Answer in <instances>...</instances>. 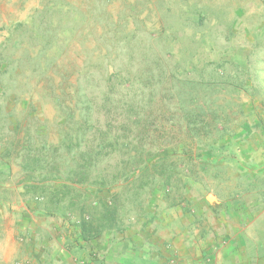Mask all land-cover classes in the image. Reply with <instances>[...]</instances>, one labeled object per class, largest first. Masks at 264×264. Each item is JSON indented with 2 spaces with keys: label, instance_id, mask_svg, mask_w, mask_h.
<instances>
[{
  "label": "rangeland",
  "instance_id": "rangeland-1",
  "mask_svg": "<svg viewBox=\"0 0 264 264\" xmlns=\"http://www.w3.org/2000/svg\"><path fill=\"white\" fill-rule=\"evenodd\" d=\"M107 87L125 103L152 108L156 142L148 145L154 152L164 146L191 148L193 125L200 128L195 145L215 139L225 146L212 147L216 166H198L195 180L202 185L183 179L167 194L150 190L151 183L114 190L116 225L125 230L86 248L103 259L120 235L153 243L150 217L169 214L175 225L183 222L179 209L194 216L191 237L179 243L220 242L234 225L210 215L208 204L237 198L248 205L264 193V129L255 128L259 120L264 124V0H0V134L4 123L17 121L30 134L57 143L64 122L67 131L76 127L66 123L73 109L80 118L92 114L87 116L94 119L84 89L91 88L92 103H99ZM207 99L212 110L219 107L216 126L210 116L205 120L212 126L206 129L200 120L184 119L195 101L207 104ZM7 161L0 158V193L7 190L0 199V264H76L82 252L65 241L58 219L34 211L29 196H21L18 161L14 158L9 170ZM181 162L177 159V166ZM180 199L181 207L165 213ZM59 256L67 259L62 263Z\"/></svg>",
  "mask_w": 264,
  "mask_h": 264
},
{
  "label": "trees",
  "instance_id": "trees-1",
  "mask_svg": "<svg viewBox=\"0 0 264 264\" xmlns=\"http://www.w3.org/2000/svg\"><path fill=\"white\" fill-rule=\"evenodd\" d=\"M62 24L59 21L57 28L63 30ZM101 78L104 80L103 75ZM90 89H84L83 98L89 99L86 103L89 112L92 104L95 107L94 119L88 117L92 114L80 118L73 109L66 123L72 122L76 127L67 131L64 122L57 143H51L47 137L41 139L36 132L30 134L28 128L17 121L4 123V131L0 134V158L8 159L6 168H11L10 162L14 158L18 161V183L23 189L21 196H29L26 201L33 202L34 211L58 219L60 223L57 224L65 241L74 243L77 249L85 252V244L92 240H102L106 234V237L122 234L125 230V227L116 225L118 193L114 190L125 184L140 183L144 187L151 183L150 190L164 189L167 194L172 189H178L183 179L188 184L202 185V181L195 180L198 179V166H216L214 150L225 146L215 139L205 144L199 141L195 145L200 128L193 125L188 134L191 148L187 144L178 148L164 146L154 152L148 145L156 142L151 130V127H155L154 119L149 116L151 107H141L132 100L125 103L116 91H112L113 95L107 92L108 87L102 100L92 103L91 99L94 98ZM212 104L209 99L207 104L195 101L184 119L200 120L201 128L206 129L212 126L205 120L210 116L216 126L215 114L219 107L212 110ZM7 117L10 118V114ZM257 124V128L264 126L261 120ZM193 147L200 149L192 151ZM207 153L211 154V158L205 156ZM213 158L215 161L211 160ZM174 159L182 161L184 165L177 166ZM109 160L115 162L111 164ZM2 185L0 182V187ZM6 194L7 190L2 189L0 199L6 198ZM227 200L232 203L242 201L237 198ZM99 212V217L94 218V214ZM71 218L76 221L71 222ZM92 219L101 222L93 226ZM149 220H153V217ZM95 260L93 262L98 264L99 259Z\"/></svg>",
  "mask_w": 264,
  "mask_h": 264
},
{
  "label": "crops",
  "instance_id": "crops-1",
  "mask_svg": "<svg viewBox=\"0 0 264 264\" xmlns=\"http://www.w3.org/2000/svg\"><path fill=\"white\" fill-rule=\"evenodd\" d=\"M262 128L264 129V126ZM193 188L199 195L202 194L203 190L200 186ZM250 200L252 202L248 205L247 200L238 203L225 200L216 205L208 202L210 215L216 218L223 216L225 225H228L229 221L234 225V228H227V233L221 235L222 239L218 243L208 242L205 247H193L189 242L179 243V239L184 241L191 237V227L194 222L190 209H179L182 212L180 214L184 216L183 222H177L175 225L170 218H167L169 214L165 215L167 217L158 216L149 220L148 224L151 225V229L153 228L151 231L155 237L153 243L145 237L144 241L142 238L134 241L130 236L124 239L120 235L118 240L121 241L113 244L110 252L102 257L103 259L94 257L89 249L86 252L78 249V253L82 252V257L77 258L75 263L89 264L92 260L91 264H97L93 262L97 258L99 263L103 264H264V193ZM180 203L181 199L177 204L167 205L165 213L178 208ZM167 224L171 228L166 227ZM145 228L146 224L144 228L141 227L142 234H145L146 231H143L147 229ZM226 239L228 242L225 241ZM58 258L62 263L67 259L65 256Z\"/></svg>",
  "mask_w": 264,
  "mask_h": 264
}]
</instances>
